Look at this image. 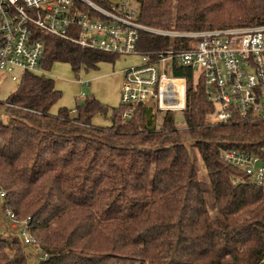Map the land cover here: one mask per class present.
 Masks as SVG:
<instances>
[{
	"label": "trees",
	"instance_id": "16d2710c",
	"mask_svg": "<svg viewBox=\"0 0 264 264\" xmlns=\"http://www.w3.org/2000/svg\"><path fill=\"white\" fill-rule=\"evenodd\" d=\"M132 1L137 21L157 29L264 25V0ZM36 37L44 43L43 73L23 72L0 103V217L8 219L4 206L15 222L25 221L35 251L28 255L26 244L0 234V264H28L30 257L34 264H264V190L220 155H264V122L213 124L216 107L201 78L185 68L171 75L186 79L181 112L188 139L171 112L159 132L148 131L143 106L124 120L129 108L120 104L106 128L91 124L107 112L94 100L53 116L49 110L61 94L44 70L56 62L73 71L94 68L118 55L41 32ZM139 39L141 53L168 46L167 38L148 33ZM186 140L201 159L215 216Z\"/></svg>",
	"mask_w": 264,
	"mask_h": 264
},
{
	"label": "built area",
	"instance_id": "2783aa9c",
	"mask_svg": "<svg viewBox=\"0 0 264 264\" xmlns=\"http://www.w3.org/2000/svg\"><path fill=\"white\" fill-rule=\"evenodd\" d=\"M116 2L103 6L93 0H0V71L42 74L44 43L36 37L41 32L81 49L140 57L139 64L122 70L120 103L129 108L122 115L124 120L133 108H147L149 103L153 111H183L186 79L171 72L185 68L203 81L208 101L216 107L213 124L264 122V25L163 30L140 24L128 0ZM141 33L167 38L168 46L141 53ZM220 155L264 190V155L239 150ZM2 208L16 228L14 214ZM22 223L24 231L17 239L33 244Z\"/></svg>",
	"mask_w": 264,
	"mask_h": 264
},
{
	"label": "rangeland",
	"instance_id": "374dc122",
	"mask_svg": "<svg viewBox=\"0 0 264 264\" xmlns=\"http://www.w3.org/2000/svg\"><path fill=\"white\" fill-rule=\"evenodd\" d=\"M131 8L136 10L137 4L128 0ZM120 3H125V0H119ZM140 63L139 56L118 55L113 62H102L94 68H80L78 71H73L69 64L56 62L53 63L48 71L44 70V76L50 78L54 83L55 90L60 92V97L51 106L49 113L53 116L58 114L59 109L72 111L75 105L82 104L86 101L94 100L103 107L107 108L105 115L98 114L91 119L92 126L96 128H106L111 124L110 116L112 109L120 107V92L122 88V70ZM43 71V69L41 68ZM23 71L16 69L12 74L8 75L0 71V103L6 100L20 84ZM78 81H82L80 84ZM83 93L82 96H80ZM153 103H149L142 116V121L146 125L148 131L159 132L162 124L163 115L168 112L153 111ZM171 112V111H170ZM173 113L174 123L181 132L183 138L188 139V133L184 127L182 112ZM192 160L195 162L198 170V178L202 189L205 192V198L208 205V210L212 216H215L216 210L210 192L209 182L203 171V165L199 155L196 152L193 144L188 140L185 143ZM2 201L0 200V205ZM2 207V206H1ZM11 221L3 220L0 217V234L7 239L17 238L24 231L22 222L15 224L16 228H11ZM14 247L12 246L11 249ZM34 244L24 245L25 252L33 254ZM12 253V250L9 251ZM28 264H34V257H30Z\"/></svg>",
	"mask_w": 264,
	"mask_h": 264
},
{
	"label": "water",
	"instance_id": "95a60500",
	"mask_svg": "<svg viewBox=\"0 0 264 264\" xmlns=\"http://www.w3.org/2000/svg\"><path fill=\"white\" fill-rule=\"evenodd\" d=\"M112 4H117L116 0L111 1Z\"/></svg>",
	"mask_w": 264,
	"mask_h": 264
}]
</instances>
